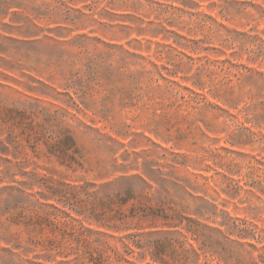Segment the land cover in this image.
<instances>
[{"label":"rangeland","instance_id":"374dc122","mask_svg":"<svg viewBox=\"0 0 264 264\" xmlns=\"http://www.w3.org/2000/svg\"><path fill=\"white\" fill-rule=\"evenodd\" d=\"M0 264H264V0H0Z\"/></svg>","mask_w":264,"mask_h":264}]
</instances>
